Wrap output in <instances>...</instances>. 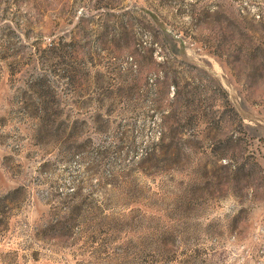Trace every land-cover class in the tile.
<instances>
[{
  "label": "rangeland",
  "instance_id": "1",
  "mask_svg": "<svg viewBox=\"0 0 264 264\" xmlns=\"http://www.w3.org/2000/svg\"><path fill=\"white\" fill-rule=\"evenodd\" d=\"M0 264H264V0H0Z\"/></svg>",
  "mask_w": 264,
  "mask_h": 264
},
{
  "label": "trees",
  "instance_id": "2",
  "mask_svg": "<svg viewBox=\"0 0 264 264\" xmlns=\"http://www.w3.org/2000/svg\"><path fill=\"white\" fill-rule=\"evenodd\" d=\"M225 99H226V97H225ZM228 111H229V119H231L233 122H235L236 123V126L238 127V130L237 131L238 132H241V133H244L242 117L239 115V113L237 112V110L234 107L230 106ZM220 117H221V115L219 116V118ZM217 122H219V120H217ZM241 139L242 138L239 135L238 136H235V137L233 135H230L227 138V142L233 141V142H237L238 143ZM229 146H231V144ZM240 168H241V170L244 169L245 168V164H242L240 166Z\"/></svg>",
  "mask_w": 264,
  "mask_h": 264
}]
</instances>
